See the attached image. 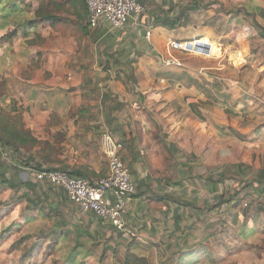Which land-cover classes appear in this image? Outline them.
<instances>
[{
  "label": "rangeland",
  "instance_id": "obj_1",
  "mask_svg": "<svg viewBox=\"0 0 264 264\" xmlns=\"http://www.w3.org/2000/svg\"><path fill=\"white\" fill-rule=\"evenodd\" d=\"M5 1L7 6L13 1L20 4L24 10V19L36 18V12L40 10L60 19V22L49 26L41 24L38 28V32L47 36L52 43L45 44V39L39 34L35 41L44 43L46 53H54L65 60V68L69 74H79L81 70H85V74H102L101 71L112 69L111 61L101 64L100 49L106 47L94 40L88 25V11L81 0ZM147 3L149 8H153L150 23H155L154 28H161V36L156 35L155 39L152 29L150 40L152 43L153 40L158 41L154 42L161 53L155 52L148 56L142 49L143 53L135 55L133 60L129 59L126 64L120 63L128 76L126 79L130 87L137 89L140 87L139 83L145 89L150 85L159 87L162 75L171 74V68L183 67L190 62L191 57H202L174 51L170 41L173 39L165 38L171 33L183 43L199 40L214 45L215 54L225 63V80L220 84L224 86L221 90L225 92V105L215 104L212 93L211 97H198L195 91L186 90L180 94L181 97L161 100L159 103H163V106L168 104L162 111L147 107L145 98L142 104L137 100L139 108H135L134 112H126L127 118L132 116V120L134 113H137L139 119L144 115L145 120L150 122L151 134L163 142L165 137L174 132L186 138L181 139L182 144L192 137L204 136L196 152L193 150L189 153L188 148L178 143V152L174 154L175 164L180 162L182 171L177 169L175 174L167 175L169 181L180 187L183 196H190L196 204L189 212L183 209L180 228V232L186 236L185 251L193 246L199 253L191 259L190 264H264V0H148ZM145 12L144 10L135 19L137 23ZM161 21L176 24L174 28L164 27ZM57 39L64 40L59 43ZM112 54L115 53L109 52L108 56L113 57ZM106 57L105 53L104 58ZM169 61L176 63L169 64ZM115 64L113 63V67ZM120 64L118 63V68ZM32 67L34 68L31 69ZM35 67L33 64L30 68L32 74L39 70ZM26 72L29 73L28 70ZM209 75L214 77V74H204L196 79V75L186 74L182 83L188 87L197 81L202 88L201 85L205 84ZM130 77L140 80L133 82ZM0 84V94L5 95L8 82L0 80ZM169 84L175 86L177 92V86L172 82ZM215 87H211L213 93L217 91ZM19 89L14 88V91ZM18 97L20 105L14 110H0L11 116V123L23 126L35 137L29 125H32L33 120L47 121V102H38L35 98L30 100L26 93ZM184 98L210 100V104L204 105L207 110L205 121L194 120L192 112L179 105L186 104ZM77 113V110L71 111L67 121L74 119ZM50 119V124H55L57 131H49L51 126L46 124L39 126L42 134L40 138H35L41 143L36 147H26L15 152L0 145V168L4 172L3 176L18 185L15 189L0 185V264H123L127 253L108 242L91 244L86 240L77 249L74 235L70 234V239L66 236V242L60 240L62 234L56 228V222L63 206H59H67L69 203L61 201V189L48 182L39 183L32 170L39 171L37 167L40 166L46 170L69 171L72 168L69 165L77 163V154L71 157V149L67 148L70 144L63 142L67 135L61 130L66 120L61 121L52 116ZM130 122L131 120L125 121L117 128L80 127L86 129V140L89 143H80L77 145L79 147L73 143L71 145L76 152L83 147L80 154L83 160L78 161L87 163L81 169L71 171L84 174L77 177L94 181L105 178L104 170H108V164L102 151L101 137L105 131H109L125 146L131 132L138 136L142 133L139 126L136 128L133 123L129 125ZM218 125L225 127V135ZM131 126L134 131H131ZM171 158L170 156L169 160ZM90 160L96 162L100 174L90 175ZM163 162L166 164L165 160ZM257 180H262L263 184H257ZM224 200L225 204L218 206ZM228 200H232V203L228 204ZM251 230L255 232L252 233ZM205 248L210 250L207 257L199 252ZM82 251L88 254H81ZM92 251L98 253L90 254ZM149 261L150 264H158L159 260L156 258L155 262Z\"/></svg>",
  "mask_w": 264,
  "mask_h": 264
},
{
  "label": "crops",
  "instance_id": "obj_2",
  "mask_svg": "<svg viewBox=\"0 0 264 264\" xmlns=\"http://www.w3.org/2000/svg\"><path fill=\"white\" fill-rule=\"evenodd\" d=\"M147 2L148 0L144 2L146 3L144 5L146 6V12L138 23L131 21L124 29L115 31L106 22L101 21L98 28L92 30L96 43L106 47L100 49L102 55L101 64H108L111 61V70L103 72L100 69L102 74H85V70H81L79 74H69V71L65 68V60H61L54 53H46L44 51L46 49L44 43L39 44L37 40L35 41V39H38L37 34H39L45 39V44L46 42L52 43L53 41L47 36L38 32V28L41 24H48L49 26L53 23L40 21L35 29L30 30L28 36L19 32L11 39L5 38L9 32L14 30L15 21L18 20L20 13L17 9L11 8L12 2L7 6V1L3 0L0 3V80L8 82V91L5 95L0 96V109H5L6 111L14 110L16 106L20 105L18 95L21 96L25 93L30 100H34V98L38 102L45 100L48 105L45 108L47 121L44 122V120L39 119V122H37L33 120L32 125H29L35 137L40 138L39 136L42 132L39 126L41 127L45 124L49 127L51 126L49 131L55 133L57 129H55V124H50V117H57L61 121L66 120L65 126L61 130L64 135H67L64 136L63 142L70 145L73 143L74 146L84 142L89 143V140H86V129L80 127H90V129L100 127L103 129L104 127L110 128L115 126L117 128L129 120H131L129 125L133 123L136 128L139 126L142 130L141 136H138L135 132H131L128 142L126 140L122 154L123 160L130 167L137 184L136 194L129 202L125 216L126 232H119L97 218L94 214L83 212L79 206L68 199L66 192L62 189L60 194L61 201L64 200L65 204L69 203V205L64 206L62 204L59 206V208H62V206L63 208L61 209L62 213L59 214V220L56 222V228L61 230L62 235H60V240L62 242H66V236H69L68 239H70V234L74 235L76 240L75 247L77 249L81 248L86 240L91 242V244H101L102 241H105L111 246L117 247L118 250L120 249L125 253L134 252L137 255L148 258L152 262H155L157 258L160 261H158V264H184L182 258L184 262H189L191 259L186 257V255L191 250L193 251L194 248L190 246L185 251L184 248L186 247H184V243L186 236L180 232V228L182 226L183 209L189 212L192 208L182 206L179 200H189L194 205L196 204L190 196H183L180 187L176 186L175 182L169 181L167 175L175 174L177 169L182 171L181 167H179L182 164L180 162H176L177 164H175L176 155L174 154L178 152L176 150L178 143H181V139L185 140L186 138L174 132L171 136L165 137V141L163 142L151 134L152 128L149 124L150 122L145 120L144 115L139 119L137 113H134L135 115L132 120V116L127 118L126 112H134L135 108H139L137 100L142 104L145 98L147 107L151 106L153 109L162 111L168 104L163 106V103H159L161 100H171L181 97L180 94H183L186 90L195 91L198 97H205L203 87L200 88L197 81L188 87L183 85V76L186 74H194L196 75L194 76L196 79H199L204 74H214V77L211 75L208 78L206 77L205 84L210 87L216 82L219 83L220 88H224L220 84L225 80V76L223 75L225 63L223 60L220 61L219 56L212 50V53L208 57L199 56L201 57L200 59H192L191 57L190 62L186 63L183 67L177 66L171 68L170 71L173 74L171 72V74H161L162 77L158 83L159 87L150 85L146 86L148 88L145 89L140 83V87L137 89H134L132 86L130 87L126 79L128 76L123 72L120 63L126 64L129 62V59L133 60L135 55L143 53L142 49H144L143 51L148 56L154 55L155 52L161 53L155 44L158 41L153 40L152 43L150 40L152 34L150 38L146 39V32L150 31L149 29H151V33L153 29L154 39L157 36H161V32H159L161 28H154L155 23H150L153 16L151 9L153 10V8H149ZM5 16H8V18ZM168 37L169 39H173L170 40L171 42L180 41L173 36V33L165 38L168 39ZM63 40L57 39L59 43H62L60 41ZM48 46L50 45L48 44ZM59 52L56 51V53ZM109 52L115 53L112 54L113 57L108 56ZM105 53L107 54V60L104 58ZM42 54L43 57L41 56ZM113 63H116L114 67ZM118 63L120 64L119 68ZM33 64L36 66V69H39L36 70L35 74L31 72V69L34 68H31ZM45 72L49 74H44ZM129 79L133 82L140 80L138 78L136 81L131 77ZM170 82L177 86V92L175 91V86L169 84ZM17 87L20 89L16 92L14 88ZM156 100H158V103H156ZM206 100L202 98H184L186 104L180 103L179 105L184 106L187 111H191V104L205 102ZM201 105H203L201 117L191 111V116L194 120L205 121L206 119L207 110L204 105L207 104L201 103ZM75 110L78 111L76 117L71 121H67L71 111ZM218 128L224 135L226 134L224 126L218 125ZM131 131H134L133 126H131ZM203 137L202 135L192 137L184 144L181 143V145L188 148L187 151L189 153H192L193 150L196 152L198 145L203 142L201 140ZM70 145L67 146V148L71 149L69 154H72L71 157L77 154L75 156L77 163L74 162L71 166L67 163L69 167H72L69 171L75 168L81 169V166L87 163L86 161H78V159L83 160L80 157L83 147L76 152V149ZM84 155L86 156V154ZM170 156L172 157L171 160H169ZM164 160L166 164L163 162ZM88 163H90L88 169L92 171L90 175L100 174L96 162L90 160ZM107 172V169L104 170L105 177L107 176ZM209 251L205 248L204 251L200 250L199 252L201 255L207 257L210 254ZM80 253L88 254V252L83 251ZM97 253V251H92L90 254ZM198 254L197 252L195 256L197 257ZM75 255L77 254L75 253Z\"/></svg>",
  "mask_w": 264,
  "mask_h": 264
},
{
  "label": "built area",
  "instance_id": "obj_3",
  "mask_svg": "<svg viewBox=\"0 0 264 264\" xmlns=\"http://www.w3.org/2000/svg\"><path fill=\"white\" fill-rule=\"evenodd\" d=\"M145 1L83 0L88 11L89 28L95 30L104 21L112 30H122L143 14ZM151 34V31H147L146 38H150ZM171 48L202 57H208L212 53V45L199 40L184 43L173 41ZM101 147L108 164V175L101 180L94 181L48 169L32 170V174L39 183L48 182L64 190L68 199L83 212L94 214L119 232H126L125 216L128 204L136 194L137 184L130 168L122 159L124 144L109 131H105L101 137Z\"/></svg>",
  "mask_w": 264,
  "mask_h": 264
},
{
  "label": "trees",
  "instance_id": "obj_4",
  "mask_svg": "<svg viewBox=\"0 0 264 264\" xmlns=\"http://www.w3.org/2000/svg\"><path fill=\"white\" fill-rule=\"evenodd\" d=\"M83 2V0H81ZM84 3V2H83ZM85 5V3H84ZM86 6V5H85ZM11 8H15L17 9V11L20 13V16L18 17V20L15 21L14 24V30H12L11 32H9L5 38L6 39H11L14 36H16L19 32H22L25 36H28L29 32L31 29H35L39 22H49V23H57L60 22V19L55 18V16L53 15H49L44 13L42 10H40L39 12H36V18L33 19H24V10L23 7L18 4L15 3V1H13L11 3ZM87 8V7H86ZM6 18H8V16H5ZM176 23H172V22H167V21H161V25L164 27H170V28H174ZM213 47V52H215V48L214 45H212ZM207 85H203L201 87H203V91L205 93V96L208 95V97H211V93L214 94L213 96L215 97L214 100L216 102L214 103H222L225 105V94L223 92H221V88L219 86V84H213L210 87H206ZM216 86V87H215ZM1 87V84H0ZM211 87H215L217 88V91H215V93H213V89ZM4 94H0V96H3ZM220 96V97H219ZM210 100H206L205 102H198V103H193L191 104L190 108L191 111H193V109L197 110V111H193V113H195L197 116L200 117V115H202L201 113V108L202 105L201 103H206V104H210L209 103ZM3 110H0V145L3 147H8L12 150H14L15 152L22 150L26 147H36L37 145H39L41 142L39 140H37L30 131L24 129V127L21 125L17 126L15 125L16 123H11L12 118L9 114H4L2 112ZM47 144V143H46ZM48 145V144H47ZM38 170H43L42 167H37ZM51 170V169H48ZM64 172L68 173L71 176H84L83 173L81 172H76V171H68L66 169H63ZM4 172L1 170L0 168V185L3 186H8L10 189H15L18 187V185L14 182H12L11 180L4 178ZM257 184H263L262 180L260 181H256ZM253 185V184H252ZM180 204L182 206L185 207H191V208H195V205L190 202L189 200H179ZM227 203H232V200H228ZM225 204V200L224 201H220L218 203V206ZM251 232H255L254 230H251ZM245 238H247V235H245ZM126 259L123 261V264H150V261L148 258L140 256L135 254L134 252H126ZM197 251L196 250H191V252H189V254L186 255V257H188L189 259H194V257H196ZM72 261V260H71ZM182 261L184 264H190L192 262V260H190L189 262H184V259L182 258ZM181 261V262H182ZM186 261V259H185ZM73 263V262H72ZM182 264V263H180Z\"/></svg>",
  "mask_w": 264,
  "mask_h": 264
}]
</instances>
